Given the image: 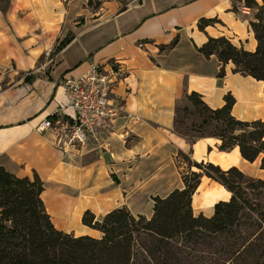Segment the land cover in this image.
<instances>
[{
  "label": "crops",
  "instance_id": "0c3cea01",
  "mask_svg": "<svg viewBox=\"0 0 264 264\" xmlns=\"http://www.w3.org/2000/svg\"><path fill=\"white\" fill-rule=\"evenodd\" d=\"M236 1L101 0L92 10L88 0H0V165L40 177L59 231L99 237L82 223L87 211L101 218L127 207L151 218L154 198L184 187L179 153L192 149L202 162L194 158L202 141L191 146L174 132L176 109L192 93L212 109L230 93L235 118L264 121V83L231 63L219 78L223 64L198 51L220 37L255 51L252 13ZM202 19L216 22L201 31ZM114 61L124 73L110 100L122 109L97 140L68 145L62 130H38L46 119L74 116L60 82ZM6 78L13 82L2 88ZM209 146L204 162L214 154Z\"/></svg>",
  "mask_w": 264,
  "mask_h": 264
},
{
  "label": "trees",
  "instance_id": "16d2710c",
  "mask_svg": "<svg viewBox=\"0 0 264 264\" xmlns=\"http://www.w3.org/2000/svg\"><path fill=\"white\" fill-rule=\"evenodd\" d=\"M96 1L93 7L89 0L88 6L97 9L101 0ZM236 3L256 11L249 21L257 42L255 51L239 48L225 37L209 38L198 51L207 58L216 56L223 64L219 78L231 63L234 73L264 83V0ZM215 22L202 19L199 29L204 31ZM70 41L68 37L58 50ZM186 100L204 114V124H217L216 133L209 137L221 142L219 151L239 148L245 161L261 159L264 170V121L235 118L236 101L230 93L219 109L210 108L197 93ZM177 111L174 132L186 139L177 126ZM179 156L187 158L182 152ZM188 164L190 172L182 176L184 187L165 198H154L151 218L134 215L127 207L101 218L87 211L82 223L99 237L59 231L43 202L40 177H18L0 165V264H264V180L238 167L224 170L212 163ZM204 177L231 194L229 200L215 204L210 217L195 215L193 209V197Z\"/></svg>",
  "mask_w": 264,
  "mask_h": 264
},
{
  "label": "built area",
  "instance_id": "2783aa9c",
  "mask_svg": "<svg viewBox=\"0 0 264 264\" xmlns=\"http://www.w3.org/2000/svg\"><path fill=\"white\" fill-rule=\"evenodd\" d=\"M123 73L118 61H114L108 70L92 64L88 73L60 82L59 87L67 97V107L72 109L74 116L68 121L67 116L58 115L59 111L57 119H46L38 130H62L68 145L84 146L97 140L100 132L122 109L111 103L110 94ZM61 110L64 113V108Z\"/></svg>",
  "mask_w": 264,
  "mask_h": 264
},
{
  "label": "rangeland",
  "instance_id": "374dc122",
  "mask_svg": "<svg viewBox=\"0 0 264 264\" xmlns=\"http://www.w3.org/2000/svg\"><path fill=\"white\" fill-rule=\"evenodd\" d=\"M88 2H89V0H88ZM92 3H93V7H94L97 4V1L92 0ZM93 7H90V8L92 10H95V9H93ZM251 13H252V16H251L250 20L253 18V15L256 13V11L252 10ZM12 82H13V80L6 78L2 81L1 87L4 88L8 84L10 85ZM177 112H178V114H177L178 125L177 126H178L179 130L184 132V137L186 138L185 139L186 141L197 142V141L201 140L202 142H207L210 140L213 143L211 144V146H209V152H211L213 150H214V154L219 152L218 147L221 144V142L216 138L209 137L210 135L216 133L217 124H215V123L204 124L203 123L204 114H202L198 108H196L190 101H188L186 99L181 101V103L179 104ZM201 137H204V138H201ZM228 153L234 154L235 149L233 151H229ZM185 155L187 158H184V157L178 155V165L182 168L183 174L190 172L188 161H191V162L193 161L192 157H191L192 154L188 153ZM206 157L204 156V158H206ZM209 160H210V157L208 158V161L204 162V163H209ZM260 163H261V159H258L254 163L242 161L238 168L240 169V171H242L244 174H246L248 176H251L254 178H261L264 180V170L260 169ZM191 171L199 172V170L196 168H192ZM205 179H206V177H204L202 179L201 184L204 183ZM208 183L214 184L217 182L208 179ZM196 195L200 196L201 195L200 191L196 192ZM229 198H228V195L221 196L217 199V201L218 202L219 201H227V200H229ZM193 209H194V212L196 214L199 211H201L202 213H205L206 216L210 217L213 214L214 208L213 209L193 208Z\"/></svg>",
  "mask_w": 264,
  "mask_h": 264
},
{
  "label": "bare ground",
  "instance_id": "6f19581e",
  "mask_svg": "<svg viewBox=\"0 0 264 264\" xmlns=\"http://www.w3.org/2000/svg\"><path fill=\"white\" fill-rule=\"evenodd\" d=\"M212 141L207 142H201L198 146L195 147L196 154L194 158L197 161L204 162V154H205V145H211ZM211 163L214 165L220 166L222 169L227 170L231 167H239L243 160L241 157V154L239 152V148L235 149L234 154H229L228 152H218L215 154H212L210 156ZM200 191L201 195L198 196L194 195L193 197V208L202 209H213L215 204L218 203L217 199L221 196L228 195V198L231 196V194L220 184L214 183L210 184L208 183V179L206 178L204 183L200 185L197 192ZM208 197V198H207Z\"/></svg>",
  "mask_w": 264,
  "mask_h": 264
}]
</instances>
